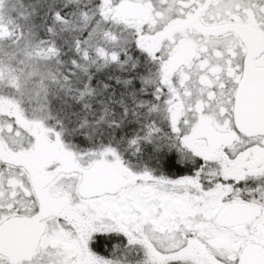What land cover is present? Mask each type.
Listing matches in <instances>:
<instances>
[{
    "label": "snow or ice",
    "instance_id": "1",
    "mask_svg": "<svg viewBox=\"0 0 264 264\" xmlns=\"http://www.w3.org/2000/svg\"><path fill=\"white\" fill-rule=\"evenodd\" d=\"M0 264H264V0H0Z\"/></svg>",
    "mask_w": 264,
    "mask_h": 264
}]
</instances>
